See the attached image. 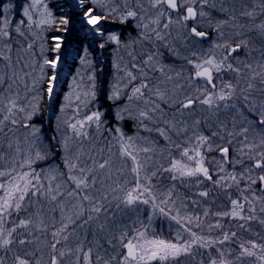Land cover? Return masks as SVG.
I'll use <instances>...</instances> for the list:
<instances>
[{
  "label": "snow or ice",
  "instance_id": "obj_1",
  "mask_svg": "<svg viewBox=\"0 0 264 264\" xmlns=\"http://www.w3.org/2000/svg\"><path fill=\"white\" fill-rule=\"evenodd\" d=\"M79 2L84 9V21L101 37L105 36L104 25L109 19L119 24L136 20L135 27L140 29L138 37L125 47L143 41L155 45L167 41L171 32L176 30L196 48L208 37V32L201 30L202 21L209 17L204 8H216L212 0H147V7L144 0H135L134 4L132 0H91L92 7L88 6V0ZM36 3L37 0H33V4L24 9L29 22L32 21L30 8ZM260 7L261 13H264V3ZM220 11L227 12L228 9L221 6ZM240 15L254 19L257 13L249 10ZM43 17L37 26L52 22L51 13L47 10ZM235 19V16H230L228 20L218 21L217 30L229 22H233L234 27H243L235 24ZM60 22L69 23L63 18ZM189 22H192L190 28ZM251 29L264 35V22L253 23ZM8 35L7 31L0 30V37ZM107 42L120 46V34L109 32ZM247 46V40H225L222 44H214L207 52L201 50L198 54L192 51L190 58L184 57L191 66L186 78L187 88L179 82L184 79L183 73L169 75L171 69L159 62L156 53L147 54L142 65L133 63L131 68L125 65L121 69L117 63V70L124 71L121 79H127L125 87L131 86L128 103L136 110L133 113L128 107L119 109L116 119H124L122 113L128 112L140 127L157 132L167 142V147L157 153L155 142L149 143L145 139L148 146H141L137 137L125 136L120 127L114 129L117 135L113 137L118 155L113 151L112 144L108 145L107 154L104 149L86 147L88 130L92 125L99 130L105 123L103 112L87 111L96 97L93 84L83 93H76L77 107L71 117L56 116V131L62 139L57 140L53 136L50 140L56 141L65 153L63 166L67 169L66 177L58 167L39 172L33 167L37 161L48 158L51 148L41 140V129L30 123L38 115L42 93L50 102L55 101L58 77L54 69L59 57L45 58L39 65L40 75L34 76L23 71L27 64L23 68H14L11 57L0 53L8 61L6 67L12 70L11 75L0 73V86L7 83V87L0 91V132L9 124L19 125L20 114H24L23 127L30 129L25 137L26 148H21L18 139L14 142L9 140L8 153L0 148V161L4 162L0 165V252L4 253L0 255V264H180L182 257H189L196 264H264V243L242 239L236 231H224L220 221V218L238 221V227L245 231H251L246 226L253 221L264 225V218H261L264 216V195L257 196L254 188L258 185L260 192L264 193V55L255 64L234 66L229 63L234 53ZM100 47H105V44H100ZM59 49L57 41L55 50ZM45 66L53 69L47 78L44 75ZM145 69L158 71L163 79L151 83ZM135 72H139V77ZM224 73H234L235 82L224 81ZM28 78L32 80L31 86L26 83ZM45 79L46 86L41 89V81ZM138 79L141 81L138 86H132ZM201 81L202 87L199 86ZM194 83L197 87L191 88ZM20 84H24L25 88L23 98L19 92ZM29 93L35 94L29 99ZM122 95L121 89L114 86L108 99L116 101ZM22 100H27V103ZM64 101L59 108L61 114H65L72 103V94L66 95ZM141 103L142 107L139 106ZM162 104L174 109L171 118ZM198 108L200 112H207L217 119L216 130L211 135L201 130L200 119L188 122ZM222 110L226 116H231V127L227 119L219 120ZM146 121L156 127L148 128ZM203 123L207 125L208 121ZM8 131L13 132L14 128L9 127ZM172 134L184 139L177 143ZM214 138H219L221 143L214 144ZM234 144L238 145L236 157L232 156ZM73 148L75 151H72ZM212 151L219 152V160L210 161L207 158ZM246 163L248 166L243 167ZM213 165L215 179L211 170ZM236 165H241L243 170L236 172ZM229 166H232V171L228 170ZM161 173H168L173 181H195L194 187L209 182L213 187L229 193L231 207L215 213L204 208L203 216L190 213L187 200L180 199L174 185L160 191L152 183L153 177ZM69 184L74 187L69 189ZM242 184L244 187H241ZM232 188L239 193L236 199L231 198ZM197 195L207 198L210 193L204 190ZM41 200L52 205L47 212L39 207L26 217L19 215ZM191 203L199 206L201 202L193 200ZM258 203L261 205L259 209ZM142 205L151 208L148 223L134 219L130 225L116 224V212L138 213ZM57 210L59 219L56 218ZM210 215L217 220L215 224H208L209 234L205 235L203 225ZM156 216L170 221L171 238H162L151 229V222ZM217 229L222 231V236L213 237L211 233ZM89 232L94 237L92 241L88 240ZM41 233L44 239H41ZM49 235L51 240L47 239ZM226 243L236 245L238 252L234 258H230L233 256L231 249H224ZM201 249L207 250V259ZM213 249L216 255H212ZM197 255L201 256L199 261H196Z\"/></svg>",
  "mask_w": 264,
  "mask_h": 264
},
{
  "label": "rangeland",
  "instance_id": "obj_2",
  "mask_svg": "<svg viewBox=\"0 0 264 264\" xmlns=\"http://www.w3.org/2000/svg\"><path fill=\"white\" fill-rule=\"evenodd\" d=\"M67 1L68 6L65 4ZM133 4L135 0H132ZM216 4V8L205 7L204 11L209 13L208 18H204L201 24V30L207 31L209 37L201 44H198L196 48H193L190 41H187L183 38L182 35H179L176 30L171 32L170 37L167 41L157 42L155 45L149 41H143L137 43L131 47H125L124 45L129 44L132 39L138 37L140 29H137L135 26L136 20H131L129 24H132V29L130 31L124 29L123 24H118L117 28L110 27L112 24L107 23L104 25L106 32L105 36L101 37L96 32L93 31L91 26H88L83 19L82 7L79 0H37L35 7L30 8L32 15V21L29 22L27 16L24 15L25 7H28L33 4V0H0V30L7 31L9 33L8 37H0V53L8 55L11 57V63L14 68H23V65L27 64V68H23L24 72H31L34 76L40 75L39 65L43 63L44 59H56L59 57L57 66L54 71L57 74L56 88H55V101L50 102L46 95H43L39 102V112L38 115L34 116L31 120V124L41 129L40 136L41 140L45 145L50 146L51 151L46 160L37 161L33 166L37 172L41 170H46L49 167H58L62 171L65 177L68 175L67 169L63 166L64 151L56 141L50 140L51 137L56 136L57 140L62 139L60 133L56 131V116L62 115L66 117H71L74 110L77 107L76 104V93H83V91L88 90L94 84L96 97L92 101L87 109L88 112L99 110L104 113L103 120L105 123L98 130L95 125L88 130L89 131V141L85 142L86 147H94L95 149H104L105 154L108 152V145H113V151L118 155V147L113 140V137L117 134L114 129L120 127L125 136L137 137V142L141 146H148L145 143V139L151 143L155 142L156 151L159 153L160 149L167 147V142L163 140L162 137H159L158 133L154 130L149 132L144 127L139 126V122L129 117L128 112L122 113L125 119L129 120L130 128L126 127L122 120L116 119V112L119 109L128 107L130 111L135 113L136 107L134 105H129L127 96L131 92V86L125 87L127 84V79H121L124 77V71H118L115 65L118 63L121 69H124L125 65H128L131 68L133 63L137 65H142L144 59H146L147 54L156 53L158 55L159 62L167 66L169 75L175 76L176 72H182L184 79L180 80V83H184L185 87H189L186 83V78L191 71V66L187 64V60L184 57H191L192 51H197L200 54L201 50L207 52L212 48L214 44H222L225 40L236 41L247 40V48L242 49L241 53H234L232 59L229 63H232L234 66L242 63H253L255 64L257 60L264 55V35L256 32V30L251 29L253 23L259 24L264 22V16L261 13V4L264 3V0H212ZM144 4L147 7V0H144ZM10 5L11 7H7ZM88 6L92 7L91 0H88ZM221 6L228 9L227 12L220 11ZM47 12L51 13V23L41 24L37 26V22L44 18L43 14ZM254 10L257 15L254 19H250L245 16H241L240 13L243 11ZM69 15V16H68ZM230 16H235V24L241 25L243 27H234L233 22H229L222 26L218 31L216 24L218 21L228 20ZM69 17V18H68ZM67 19L68 24H62L61 19ZM175 19V16L173 17ZM209 19L211 21V27H209ZM118 22V21H117ZM119 23V22H118ZM54 25H57L54 28ZM70 26H73V38L76 40V43L71 44L68 41L63 39V36L68 34ZM192 26V22H189V28ZM65 29H62L64 28ZM19 28V31H17ZM80 30L81 32H77ZM117 32L122 37L121 45L117 46L114 42H107V34L109 32ZM64 32V33H63ZM221 32L223 36H221ZM239 32L241 35H236ZM65 34V35H64ZM256 34V35H255ZM71 35V33L69 34ZM258 36L260 38H258ZM82 37H85L82 43ZM258 38V40H256ZM81 40V41H80ZM57 41L60 43V49L55 50V45ZM104 43L105 47L101 48L100 44ZM79 44V45H78ZM8 45V47H5ZM31 46V47H30ZM219 51V50H218ZM135 56V60H133ZM174 57V59H173ZM19 61V63H17ZM8 61L4 60L0 56V73H7L11 75V69H8L6 66ZM148 72V76L151 78V83L155 84L158 79H163L158 71H153L151 69H145ZM53 72V69L45 66L44 75L45 77H50ZM139 77V72H135ZM94 78V79H93ZM224 81L232 80L235 82L234 73H224L222 75ZM140 79L134 82L132 86H138ZM26 83L31 86L32 80L28 78ZM47 80L41 81L40 88H45ZM219 84V78L217 79ZM114 86H118L123 95L116 101L109 100V95L112 94ZM199 86H203V82H199ZM7 87V83L0 86V91L3 88ZM197 87V84L194 83L191 85V88ZM15 90V89H14ZM20 96L25 97V88L24 84L19 85ZM72 94V103L69 105V108L66 110L65 114H61L59 108L63 104L64 97L68 94ZM35 93H29L28 98L30 99L31 95ZM23 103H27V100H22ZM142 107V103L139 105ZM165 105L162 104V107L166 112ZM199 111V108L197 109ZM200 112V111H199ZM199 115L197 112L194 117L188 118V122L191 123L192 120L202 117V121H208V124H201V130L204 131L206 135H211L212 131L216 130L217 119L216 117L210 116L207 112H200ZM23 115L20 114L21 123L17 126L8 125L4 128L3 132H0V148L3 149L5 153H8V143L9 140L20 141L21 148H26L27 143L25 142V137L27 136L30 129H25L23 127ZM173 115V114H172ZM196 115H198L196 117ZM2 118V117H0ZM82 118V117H81ZM227 119L229 127H231V116H226L223 110L219 114V120L223 121ZM148 128H155L156 125H153L151 122H145ZM13 127L14 131L9 132L8 128ZM63 131V129H61ZM70 134V133H69ZM144 138V139H141ZM173 140L177 143L181 142L184 139L183 136L177 137L175 134H172ZM30 140V137H28ZM214 144H219L221 141L219 138H214ZM238 145H233L232 156L236 157L237 152L236 148ZM15 149V144L13 143V151ZM75 151V148L72 149ZM175 153V150H173ZM156 157H153L155 159ZM207 158L210 161L219 160V152L212 151L207 154ZM4 162L0 161V165ZM119 162L117 161V164ZM247 163L243 167H247ZM129 167H131V162L129 161ZM241 165L235 166V171L240 172L243 170ZM213 178L215 179V166L213 165ZM229 171H232V166L228 167ZM259 174V173H257ZM130 178V177H129ZM123 182V178L121 179ZM152 183L156 185L157 189L160 191H165L168 188L175 186L176 194L180 197L181 200L186 199L188 203V212L196 213L203 216V209L209 208L212 213L219 211H227L231 207L230 200L228 198L229 193L224 190H221L222 196L218 195L217 198L214 195H209L207 198H202L197 195L200 191H203L205 187L211 188L206 189L209 192L211 190L216 191L219 188L213 187L209 182H205L200 187H194L195 181L189 180H176L173 181L170 178L168 173H161L156 177H153ZM99 183L97 187H99ZM74 187V185L69 184V189ZM244 187V184L241 185ZM255 194L257 196L264 195L259 190V186H254ZM239 193L236 188L231 189V198L236 199ZM251 195V194H249ZM175 198V197H174ZM216 200V206L213 203V200ZM193 200H199L201 203L199 206L193 205L191 202ZM220 204V207L218 206ZM27 206V204H26ZM179 201L177 207H179ZM261 205L257 204V209ZM43 207L45 211L52 207L46 201L41 200L40 203L34 204L28 211H22L19 215L21 217H26L29 212L36 211L37 208ZM113 210H115V205H113ZM151 212L150 206H141L140 211L132 212L128 211L125 213L116 212V224L121 226L128 224L130 225L132 220L138 219L147 222L148 215ZM175 214V212H173ZM26 215V216H25ZM259 215V213H258ZM122 217H124L122 219ZM15 218V217H13ZM56 218L59 219V213L57 210ZM261 218H264L262 216ZM151 225L155 232L160 235L162 238H171L170 236V221L164 217L156 216L153 218ZM217 218L214 216H209L206 222L203 225L204 234L208 235V224H215ZM157 221V222H155ZM220 221L223 225L224 231H236L238 236L242 239H254L258 242L264 243V225L259 224L257 221H253L248 224L246 227H249L251 231L241 230L238 227V221H230L229 218H220ZM155 222V223H154ZM162 225L163 227L159 226ZM160 227V228H159ZM199 231L198 229H194ZM258 234V235H257ZM41 239H44V235L41 233ZM83 235V232H81ZM211 235L213 237L222 236V231L217 229L214 230ZM48 240H51V236H47ZM94 237L89 232L88 240L92 241ZM103 243V239L100 240ZM87 247V245H86ZM224 249L227 251L232 250L234 258L238 249L235 244H225ZM46 251V250H45ZM111 251V249H110ZM200 252L204 255V258L207 259V250L201 249ZM0 255H4L3 252H0ZM39 255V253H37ZM212 255H216L215 250L213 249ZM74 259V258H73ZM201 259L200 255H197L196 261ZM180 264H196L195 261H192L189 257H182Z\"/></svg>",
  "mask_w": 264,
  "mask_h": 264
},
{
  "label": "trees",
  "instance_id": "obj_3",
  "mask_svg": "<svg viewBox=\"0 0 264 264\" xmlns=\"http://www.w3.org/2000/svg\"><path fill=\"white\" fill-rule=\"evenodd\" d=\"M220 1H222L223 2V0H220ZM65 4L68 6V3H67V1H65ZM84 11V9H82V11L81 12H83ZM69 16V15H68ZM262 16H264V14H262ZM69 18V17H68ZM108 24H112L110 27H112V28H117L118 27V22L117 21H112L111 19H109V21L107 22V25ZM124 25V29H126V30H128V31H130L133 27H132V24L130 23H125V24H123ZM57 25H54V28L56 27ZM135 27V26H134ZM62 29H65V27L64 28H62ZM74 28H73V26H70V28H69V31H68V34L66 35V36H63V39L65 40V41H68L69 43H71V44H74V43H76V40H74V38H73V33L75 32H73L72 30H73ZM77 32H81L80 30H77ZM64 33V32H63ZM71 33V35H69ZM65 35V34H64ZM85 39V37H82V43H83V40ZM121 39H122V37H121ZM86 40V39H85ZM81 41V40H80ZM79 45V44H78ZM173 59H174V57H173ZM123 123H124V125L126 126V127H128V128H130V124H129V120L128 119H123ZM204 190H206V189H211V188H207V187H205V188H203ZM203 190V191H204ZM214 190V189H213ZM213 190H211L209 193H210V195H214L216 198H217V196L218 195H220V196H222V194H220L221 193V189H218V190H216V191H213ZM215 198V200H213V203H214V205L216 206L217 204V202H216V199ZM219 207H220V204L218 205ZM26 216V215H25ZM153 221H154V219H153ZM155 222H157V221H155ZM154 222V223H155ZM146 223H148V219H147V222ZM154 225V224H153ZM153 225H150V227H151V229L153 228ZM159 226L160 227H163L162 225H160V223H159ZM159 227V228H160Z\"/></svg>",
  "mask_w": 264,
  "mask_h": 264
},
{
  "label": "flooded vegetation",
  "instance_id": "obj_4",
  "mask_svg": "<svg viewBox=\"0 0 264 264\" xmlns=\"http://www.w3.org/2000/svg\"><path fill=\"white\" fill-rule=\"evenodd\" d=\"M256 32H258L257 30H256ZM259 33V32H258ZM256 35V34H255ZM258 38H260L259 36H258ZM258 38L256 39V40H258ZM205 41V40H204ZM241 51H242V49L241 50H239L237 53H241ZM164 107H166V110L168 109L167 108V106L165 105ZM168 110H170V112H169V114H168V117L169 118H171L172 117V114H173V112H174V109H168ZM199 115H201L200 114V112L199 111H196ZM198 115H196V117H197ZM191 117H194V116H191ZM178 119H179V117H177ZM197 119H200L201 121H202V117H200V118H197ZM195 120V119H194ZM202 123H203V121H202ZM201 123V124H202Z\"/></svg>",
  "mask_w": 264,
  "mask_h": 264
},
{
  "label": "water",
  "instance_id": "obj_5",
  "mask_svg": "<svg viewBox=\"0 0 264 264\" xmlns=\"http://www.w3.org/2000/svg\"><path fill=\"white\" fill-rule=\"evenodd\" d=\"M208 37H209V34H208ZM208 37H206L204 40H206Z\"/></svg>",
  "mask_w": 264,
  "mask_h": 264
}]
</instances>
